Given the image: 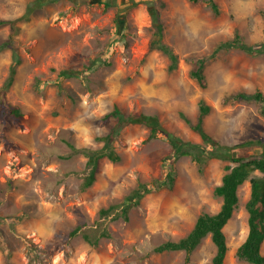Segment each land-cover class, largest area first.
I'll return each mask as SVG.
<instances>
[{
    "label": "rangeland",
    "instance_id": "1",
    "mask_svg": "<svg viewBox=\"0 0 264 264\" xmlns=\"http://www.w3.org/2000/svg\"><path fill=\"white\" fill-rule=\"evenodd\" d=\"M29 1L0 0V19L14 20L0 24V99L21 110L17 118L0 110V264H213L209 234L189 255L154 247L185 236L201 212L219 210L213 190L230 161L211 158L200 168L191 155L175 157L164 131L149 138L148 126L130 123L112 142L119 159H99L86 186L87 158L69 142L101 147L98 137L116 126L107 114L118 107L156 115L169 132L203 143L191 125L200 99L210 106L203 129L216 140L264 138L262 104L227 99L239 91L264 94V52L222 47L212 55L236 34L255 48L264 44V0H214L217 11L206 0H59L31 12ZM154 21L178 56L173 69L166 53L149 46L158 37ZM11 45L19 62L6 85ZM191 56L207 58L205 86L190 75ZM141 182L151 191L126 219L100 215ZM249 195L246 180L223 228L222 264H250L235 253L248 230ZM102 230L109 236L97 244L84 238Z\"/></svg>",
    "mask_w": 264,
    "mask_h": 264
},
{
    "label": "trees",
    "instance_id": "2",
    "mask_svg": "<svg viewBox=\"0 0 264 264\" xmlns=\"http://www.w3.org/2000/svg\"><path fill=\"white\" fill-rule=\"evenodd\" d=\"M59 0H31L28 2V11L31 12L38 6H42L47 3L56 2ZM214 10L217 11V4L214 0H206ZM106 6L110 5L109 1H105ZM14 20H2L0 24L12 22ZM120 23L121 20L119 21ZM156 28L155 34L158 36L150 40V48L161 49L166 53L170 59V68H174L178 62V56L173 50L162 43L160 37L162 32L161 23L154 21ZM233 39L226 42H221L215 48L212 55L222 47H239L247 52H264V44L260 42L261 46L255 48L258 44H245L244 41L238 39V34ZM11 48L13 46L11 45ZM12 62L9 68L8 78L6 85L10 84L16 70V65L19 62V55L17 49L13 48ZM206 56H191L189 61L194 64L190 69V75L196 79L201 85L205 86L203 69L206 62ZM106 61V60H105ZM104 61V62H105ZM107 62V61H106ZM108 63V62H107ZM66 71H61L59 75L64 76ZM71 75V74H70ZM232 100H256L261 103L264 108V94L261 90L255 92L239 91L231 94L227 99ZM198 114L196 116V122L192 125V128L199 132L203 143H194L189 140H184L180 136L169 132L161 125L158 117L152 114H129L121 111L118 107H114L107 116H113L116 119V126L112 128L107 134L99 136L98 139L103 142V145L99 148L91 147H77L75 144L69 142V146L73 152H81L86 158V163L90 167L89 174L86 177L85 185L89 186L93 183L96 174V168L99 159L107 157L113 161L119 159V155L116 153L112 142L118 130L127 124L142 123L149 127V138L155 135L159 130L164 131L167 134L168 139L172 146V151L175 157L183 155H191L193 159L199 164L201 168L209 159L218 158L221 160L230 161L232 165H226V171L221 177V182L214 187L213 193L219 196L222 200L220 208L217 212H201L190 231L179 239H167L154 247V251L163 252L169 250H184L189 255L195 247L199 244L201 239L206 235H210L212 241L216 246V252L212 258L213 264H222L226 256L228 249L226 236L224 233V226L232 216L234 209L238 203V188L246 180L250 182V195L245 203L246 210L248 212V230L244 240L236 248V256L249 262L250 264H264V254L261 251V245L264 241V138L247 139L234 144L226 145L219 140L213 138L209 133L203 129V119L207 114L210 106L205 100H199ZM0 110L4 114H10L14 118L21 116V110L16 105L7 104L3 98L0 99ZM264 110V109H263ZM204 144V145H203ZM208 145L209 149L206 148ZM251 148L258 149L251 152ZM173 172L167 175L168 181H173ZM160 181H156V186ZM162 183H166L163 181ZM151 191L150 188L141 182L138 187H135L128 195L125 196L123 202L120 204H111L106 208L100 209V215L106 216L110 213H114L116 218L128 217V210L147 193ZM121 207V208H120ZM21 216V214H20ZM81 226H76L71 233L75 234L79 231ZM108 237L109 232L102 230L99 234L91 237L88 233L84 234V238L91 244H97L99 238Z\"/></svg>",
    "mask_w": 264,
    "mask_h": 264
},
{
    "label": "crops",
    "instance_id": "3",
    "mask_svg": "<svg viewBox=\"0 0 264 264\" xmlns=\"http://www.w3.org/2000/svg\"><path fill=\"white\" fill-rule=\"evenodd\" d=\"M264 32V31H263Z\"/></svg>",
    "mask_w": 264,
    "mask_h": 264
}]
</instances>
